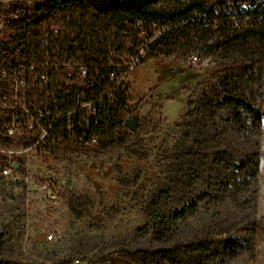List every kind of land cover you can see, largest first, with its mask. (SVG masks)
<instances>
[{
    "label": "rangeland",
    "instance_id": "obj_1",
    "mask_svg": "<svg viewBox=\"0 0 264 264\" xmlns=\"http://www.w3.org/2000/svg\"><path fill=\"white\" fill-rule=\"evenodd\" d=\"M16 1L32 4L40 0H0V23L12 17L8 10ZM8 35L5 30L0 39ZM207 54L211 60L206 66L189 67L181 60L163 58L137 66L129 83L133 103H142L130 121L125 144L109 146L96 155L61 149L18 157L17 175L0 177L3 264H139L137 256L132 260L126 252L135 254L152 244L147 217L151 201L162 196L164 210L172 213L205 188L202 180L190 181L189 172L207 168L211 159L178 157L195 147L196 125L188 112L204 120L211 132L222 131L238 148L247 146V139L259 143L261 160L256 184L238 196V200L254 196V209L237 207L231 199L200 205L178 224L175 238L187 241L195 233H213L216 228L210 220L214 213L243 222L255 219L264 227V117L260 131L243 132L228 124L224 109L212 119L200 107L203 91L196 83L218 62L229 59ZM244 91L264 111V74L261 84L246 81ZM152 108V123L142 122ZM69 199H74L73 206ZM229 235L239 237L241 233L225 234ZM253 238L252 253L217 258L212 264H264V231L257 230Z\"/></svg>",
    "mask_w": 264,
    "mask_h": 264
},
{
    "label": "trees",
    "instance_id": "obj_2",
    "mask_svg": "<svg viewBox=\"0 0 264 264\" xmlns=\"http://www.w3.org/2000/svg\"><path fill=\"white\" fill-rule=\"evenodd\" d=\"M256 1L40 0L32 4L16 1L8 10L17 15L6 23L9 38L0 39V61L8 59L20 49L30 48L29 42L33 36L52 28L58 29L68 47L75 43L74 49L88 67V75L81 84V99L95 100L98 104L96 115L88 123L89 136L93 135L96 143L79 147L64 141L61 148L96 155L109 146L126 143L129 127L125 121L136 114L142 103L131 109L127 102L131 92L130 83L110 79L111 73L121 74L124 70L117 65L121 55L135 53V46L131 42L139 31L137 21L141 20L144 25L167 24L171 27L153 41L143 63L149 58L169 55L187 45L198 44L204 46L205 53L228 56L227 61L218 62L207 77L196 83L203 91L200 107L212 119L219 115V109H224L228 124L238 130L260 131L264 111L244 91L246 81L253 79L261 84L264 74V19L256 18L264 10V0L257 5ZM240 3H248L249 6L243 11ZM193 10L205 12L207 17L227 18L230 15L228 11H235L239 16L250 15L251 18L239 27L219 30L203 29L199 23L176 25L190 17ZM128 26H131L132 33L127 32ZM210 37H215L214 41L206 43ZM215 78L218 80L214 81ZM104 91L110 95L100 100ZM152 111L153 108L141 121L152 123ZM186 114L196 125L195 147L179 153L178 157L198 161L211 159V165L207 168L189 172L190 181L202 180L205 188L172 213L164 210L162 196L151 201L147 217L151 224L152 244L139 248L135 254L126 252V256H131L132 260L137 256L139 264H212L217 258H235L244 251L252 253L255 232L259 229L264 231V227L255 219L249 218L243 222V219L214 213L210 220L216 228L213 233L205 236L195 233L187 241L175 238L178 224L194 214L200 205L231 199L237 207L244 209L252 206L254 209V196L239 200L238 196L250 191L256 184L261 160L259 143L247 139V146L238 148L222 131L211 132L205 121L194 116L193 112ZM180 120L186 122L183 116ZM69 202L71 206L74 205V199H69ZM230 231L240 232L241 235L225 236ZM0 264L3 263L0 261Z\"/></svg>",
    "mask_w": 264,
    "mask_h": 264
},
{
    "label": "built area",
    "instance_id": "obj_3",
    "mask_svg": "<svg viewBox=\"0 0 264 264\" xmlns=\"http://www.w3.org/2000/svg\"><path fill=\"white\" fill-rule=\"evenodd\" d=\"M183 1V0H177ZM260 3L257 0L255 4ZM248 3H240L245 10ZM227 10V9H226ZM225 10V11H226ZM230 10V9H229ZM227 18L207 17L205 12L193 10L190 17L176 25L199 23L203 29L239 27L251 18L228 11ZM234 13V14H231ZM13 15L12 17H16ZM256 18L264 19V10ZM9 19L0 23V33L5 32ZM139 31L131 42L135 46L133 55L122 54L117 64L124 70L113 72L110 79L129 82L132 72L148 57L151 44L171 26L155 23H136ZM127 32L132 33L131 26ZM222 36H219L221 38ZM9 35L2 39H8ZM215 37L207 39L213 42ZM30 48L20 49L8 59L0 61V177L17 175L18 157L30 152L52 153L61 150L65 141L72 146L88 147L96 143L89 136L88 123L98 111L95 100L81 99V84L88 75V67L72 44L68 47L57 28L35 35L29 42ZM203 45H187L186 48L169 55L155 58L181 60L189 67L206 66L211 55L203 53ZM149 58L148 61L155 59ZM110 95L104 91L103 97ZM130 97L127 102L131 109L136 105ZM85 123V126L84 124ZM31 141L30 143H26Z\"/></svg>",
    "mask_w": 264,
    "mask_h": 264
},
{
    "label": "water",
    "instance_id": "obj_4",
    "mask_svg": "<svg viewBox=\"0 0 264 264\" xmlns=\"http://www.w3.org/2000/svg\"><path fill=\"white\" fill-rule=\"evenodd\" d=\"M135 118H136V116H133L131 118H127L126 121H125L126 126L127 127H130V121H131V119H135Z\"/></svg>",
    "mask_w": 264,
    "mask_h": 264
}]
</instances>
